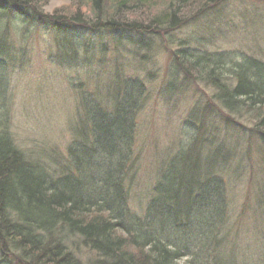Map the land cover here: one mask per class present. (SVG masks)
<instances>
[{
	"label": "rangeland",
	"instance_id": "374dc122",
	"mask_svg": "<svg viewBox=\"0 0 264 264\" xmlns=\"http://www.w3.org/2000/svg\"><path fill=\"white\" fill-rule=\"evenodd\" d=\"M41 5L37 13L40 18L34 16L29 25L23 21L25 18L0 15V46L12 51L11 56L0 60V124L9 127L21 151L30 160L50 164L61 174L68 149L77 146L74 141L83 126L81 119H86L81 103L84 101L91 111L96 110L93 102L111 111V100L121 89V81L138 80L131 90L135 101L117 105L123 125L130 110H139L128 137L119 142L116 129L110 128L117 139L113 147L117 149L121 144L120 151H133L135 165L128 174L133 181L129 189L130 216L140 219L149 210L151 199L162 200L153 191L160 176H166L164 187L168 184L169 195L175 196L179 180L185 175L182 152L187 153V159L195 163L199 160L194 179L224 183L219 196L222 203L227 200L223 212L228 208L218 230L223 243L216 250L217 264H264V129L256 127L253 111L227 120V113L218 105V111L208 107L218 95L216 88L203 80L209 78L211 68L198 64L194 56H173L183 51L196 57L203 53L219 55L227 64L221 69L223 82L235 85L233 71L240 64L254 59L264 65V0H222L216 7L203 1L157 0L147 8L115 12L116 0H107L106 15L96 13L90 0H46ZM170 5L186 24L159 35L158 29L165 30L156 26ZM203 7L209 10L197 15ZM59 17L65 19L69 32L54 30ZM98 19L112 21L122 30L112 37L109 30L97 29ZM129 26L143 29L131 33ZM119 36L132 38L134 43L142 40L145 49L122 40L118 45L115 37ZM196 111L202 114L200 125L188 119ZM98 116L95 114V119ZM219 146L228 157L226 163L219 160L214 164L217 151L213 149ZM117 154L107 153L105 164L113 163L110 157L114 159ZM97 162L102 163L96 159L91 164L97 168ZM210 198L205 197L208 207L213 201ZM184 203L176 200L175 204ZM208 213L204 210L202 215ZM164 222L167 226L169 220ZM191 227L192 233L183 237L194 243L203 237L205 227ZM165 231L175 235L170 229ZM79 247L76 250L82 254V261H94L95 254ZM214 259L212 254L209 260ZM192 261L182 258L179 264ZM0 264L17 262L13 257L4 259L0 249Z\"/></svg>",
	"mask_w": 264,
	"mask_h": 264
},
{
	"label": "trees",
	"instance_id": "16d2710c",
	"mask_svg": "<svg viewBox=\"0 0 264 264\" xmlns=\"http://www.w3.org/2000/svg\"><path fill=\"white\" fill-rule=\"evenodd\" d=\"M14 1L12 4L0 1V15L8 16L9 19L25 18L23 21L29 25L35 20L34 16L40 18L37 13L40 14L43 7L41 3L46 0H39L40 4L37 0ZM90 1L96 13L106 15L107 0ZM156 1L116 0L114 12L147 8L152 4L150 2ZM183 1H203L209 7H216L222 0ZM209 7L199 9L197 15L208 11ZM161 14L162 18L158 21L161 24L156 27L165 31L158 29L156 32L159 35H165L166 31H177L186 24V20L175 13L172 5ZM55 21L54 30L70 31L65 29L67 23L64 18L59 17ZM98 21L97 29L109 30L112 37L116 36L115 31L122 30L114 27L112 21ZM142 29L128 27L131 33ZM115 39L118 45L122 44V40L140 50L145 49L142 40L134 43L132 38L119 36ZM10 54V49L0 46V60L8 58ZM173 56H185V59L194 56L198 64L211 68L209 78L203 80L216 88L218 95H215L216 99L212 98L208 107L213 106L218 111V105L227 113V120H233L234 116L243 117V112L253 111L256 127L264 129V65L254 59L240 64L233 71L236 82L234 85L223 82L221 69L227 64L218 58L219 55L203 53L196 57L193 53L183 51L175 52ZM183 70L187 73V69ZM137 82L135 79L121 81V89L111 100V111L100 109L94 102L96 110L91 111L89 107H85L84 101L81 103L86 119H81L83 126L74 141L77 146L68 149V160L62 165L64 171L61 170V174H57L50 164L30 160L16 144L9 127L4 123L0 124V249L4 259L13 257L17 264H179L180 259L190 258V261L193 260L191 264H217L216 250L223 243L219 240L218 230H221L228 208L223 212L222 206H225L227 200L224 199L222 203L219 196L221 184L224 186V183H214L212 180L206 181L207 179L200 182L196 177L194 179L199 160L195 163V160L187 159V153L182 152L186 162L185 175L179 180L175 196L169 195L168 184L167 188L164 187L166 176H160L153 191L155 195L162 196V200L151 199L148 202L149 210L140 219L128 213L129 189L133 183L128 174L135 165L133 151H120L121 144L117 149L112 146H115V140L128 137L137 117L139 110L133 108V111L130 110L131 115L129 111L127 123L123 125L124 119L119 121L117 109L121 101H135L131 90L137 87ZM2 93L0 90V94ZM94 113L99 115L98 119H95ZM201 115V111H196L188 119L191 123L200 125ZM93 123L94 126L91 125ZM111 127L116 129L117 139L111 134ZM260 133L262 134L261 130ZM130 138L127 145H130ZM215 149L217 153L214 164L219 160L226 163L227 159L218 155L220 150L225 149L222 146L213 151ZM114 150L118 154L114 155V159L110 157L113 163L109 161L105 164L107 153L109 156L113 155ZM201 158L204 159L203 153ZM96 159L102 162H97V168L91 164ZM206 163L209 165L210 162ZM169 173L170 167L167 165V181ZM205 197L213 200L209 207ZM176 200L185 203L177 206ZM204 210L209 213L202 215ZM163 219L169 220L167 226ZM191 226L205 227L203 237L195 239L194 243L184 241L183 237L186 236L185 233H192L194 228ZM166 228L174 231L175 235H168ZM202 239L203 242L200 243ZM19 244L24 245L23 249ZM192 244L195 245L191 247ZM79 245L95 254L94 261L85 259L87 261L84 262L76 258L79 255L76 250L80 248ZM212 254L215 256L214 261L209 260Z\"/></svg>",
	"mask_w": 264,
	"mask_h": 264
},
{
	"label": "bare ground",
	"instance_id": "6f19581e",
	"mask_svg": "<svg viewBox=\"0 0 264 264\" xmlns=\"http://www.w3.org/2000/svg\"><path fill=\"white\" fill-rule=\"evenodd\" d=\"M150 3H152V4H154V2H150ZM151 5V4H150ZM149 5V6H150ZM139 8H141V7H139ZM6 37H8V35H6ZM113 147V146H112ZM121 151H123V150H121ZM219 153H220V156L222 157V158H227L228 157V154H227V152L225 151V150H220L219 151ZM20 245V248H22L23 249V247H24V245L23 244H19ZM82 256L81 255H77V257L76 258H81Z\"/></svg>",
	"mask_w": 264,
	"mask_h": 264
}]
</instances>
